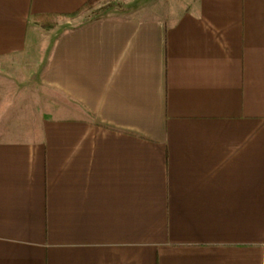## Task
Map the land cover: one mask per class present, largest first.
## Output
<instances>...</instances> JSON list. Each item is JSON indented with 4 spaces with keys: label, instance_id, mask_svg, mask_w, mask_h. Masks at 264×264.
I'll return each mask as SVG.
<instances>
[{
    "label": "crops",
    "instance_id": "1",
    "mask_svg": "<svg viewBox=\"0 0 264 264\" xmlns=\"http://www.w3.org/2000/svg\"><path fill=\"white\" fill-rule=\"evenodd\" d=\"M88 1L0 0V264H264V0Z\"/></svg>",
    "mask_w": 264,
    "mask_h": 264
},
{
    "label": "rangeland",
    "instance_id": "2",
    "mask_svg": "<svg viewBox=\"0 0 264 264\" xmlns=\"http://www.w3.org/2000/svg\"><path fill=\"white\" fill-rule=\"evenodd\" d=\"M145 0H101L93 9H83L78 14H74L71 16H50L45 17L41 19L40 24H45L47 27H55L58 26L60 23H64L67 20H74V19H81L83 23L91 21L95 19L102 11L103 7L110 5L111 7H119L127 12H131L132 9L144 4ZM36 58H39V55H32L30 54V63H32L30 67V116L36 115L40 109H42V106L44 102L42 100H49L51 107L54 105V103L57 101V97L46 89L40 88L37 84L38 76L39 74L35 75V73L40 71H36L33 68L34 63H38V61H35ZM23 61V60H20ZM26 62V61H24ZM4 69H0V98L4 100L0 103V112L2 116L0 118V125L5 126L12 124L13 122L17 123L22 119H18L16 116L17 112L15 111V105L18 103L11 102V96L12 92L20 91V94H25L27 90V78H26V71L18 72L16 69L10 68L9 64H3L0 62ZM0 64V67H1ZM18 95V94H17ZM50 97V99H49ZM6 99V100H5ZM32 100H38V102L35 103V106H33L34 111L31 112V106H32ZM25 104V103H24ZM34 104V103H33ZM36 119V118H35Z\"/></svg>",
    "mask_w": 264,
    "mask_h": 264
},
{
    "label": "trees",
    "instance_id": "3",
    "mask_svg": "<svg viewBox=\"0 0 264 264\" xmlns=\"http://www.w3.org/2000/svg\"><path fill=\"white\" fill-rule=\"evenodd\" d=\"M101 0H89L85 5H84V7H82V9L80 10V11H78V13L79 12H81L84 8L85 9H88V10H90V9H93L99 2H100ZM111 6L110 5H108V6H105V7H103L102 9L103 10H105V9H107V8H110ZM78 13H76V14H78Z\"/></svg>",
    "mask_w": 264,
    "mask_h": 264
}]
</instances>
